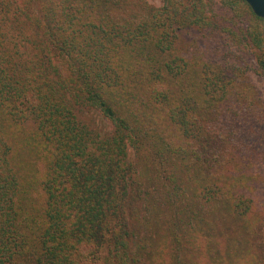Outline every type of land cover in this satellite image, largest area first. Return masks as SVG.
<instances>
[{"label": "trees", "instance_id": "obj_1", "mask_svg": "<svg viewBox=\"0 0 264 264\" xmlns=\"http://www.w3.org/2000/svg\"><path fill=\"white\" fill-rule=\"evenodd\" d=\"M161 4L0 0V264H264V18Z\"/></svg>", "mask_w": 264, "mask_h": 264}, {"label": "rangeland", "instance_id": "obj_2", "mask_svg": "<svg viewBox=\"0 0 264 264\" xmlns=\"http://www.w3.org/2000/svg\"><path fill=\"white\" fill-rule=\"evenodd\" d=\"M147 1L154 7H160L162 5L161 0H147ZM222 50H223L222 54H215V55L209 54V57H211L214 60H217L218 62H222L225 59V56H227L230 63L232 64L241 67L248 66L249 77L251 78L255 88L261 94L262 99H264V76L256 71L255 62L252 58L251 50L245 47L239 50L238 49L235 50L234 47H232L231 52L229 54L227 53V55H226L227 48L223 47ZM180 51H189L193 53H213L214 49L210 48L208 41L202 38L201 34H199L198 32H187L178 37L177 49L174 52V54L178 55ZM86 115L88 119V113ZM91 116L97 120V124H99L100 128H105L109 130V126L105 124L104 120H102L99 114L92 113ZM129 160L133 164L137 162L134 156V152L132 150L129 151Z\"/></svg>", "mask_w": 264, "mask_h": 264}, {"label": "water", "instance_id": "obj_3", "mask_svg": "<svg viewBox=\"0 0 264 264\" xmlns=\"http://www.w3.org/2000/svg\"><path fill=\"white\" fill-rule=\"evenodd\" d=\"M256 16L264 18V0H246Z\"/></svg>", "mask_w": 264, "mask_h": 264}]
</instances>
